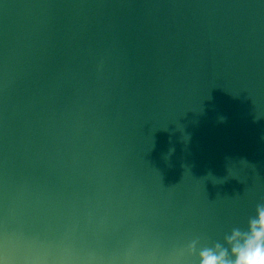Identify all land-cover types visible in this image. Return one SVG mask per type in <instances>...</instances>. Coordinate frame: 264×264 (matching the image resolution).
<instances>
[{"label": "water", "instance_id": "1", "mask_svg": "<svg viewBox=\"0 0 264 264\" xmlns=\"http://www.w3.org/2000/svg\"><path fill=\"white\" fill-rule=\"evenodd\" d=\"M260 201L264 0H0L12 264H174Z\"/></svg>", "mask_w": 264, "mask_h": 264}, {"label": "clouds", "instance_id": "2", "mask_svg": "<svg viewBox=\"0 0 264 264\" xmlns=\"http://www.w3.org/2000/svg\"><path fill=\"white\" fill-rule=\"evenodd\" d=\"M174 264H264V201L257 202L242 226L230 228L220 240L202 243L200 237L188 240L175 250ZM0 264H12L0 254Z\"/></svg>", "mask_w": 264, "mask_h": 264}]
</instances>
